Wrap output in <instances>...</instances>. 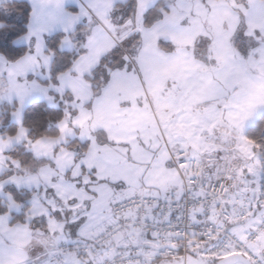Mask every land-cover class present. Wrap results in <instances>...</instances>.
<instances>
[{"label":"snow or ice","instance_id":"6c2138e0","mask_svg":"<svg viewBox=\"0 0 264 264\" xmlns=\"http://www.w3.org/2000/svg\"><path fill=\"white\" fill-rule=\"evenodd\" d=\"M0 264H264V0H0Z\"/></svg>","mask_w":264,"mask_h":264}]
</instances>
